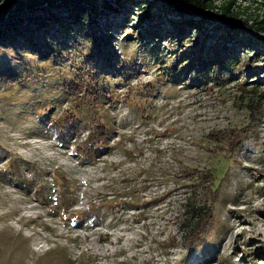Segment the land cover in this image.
Listing matches in <instances>:
<instances>
[{
    "label": "rangeland",
    "instance_id": "obj_1",
    "mask_svg": "<svg viewBox=\"0 0 264 264\" xmlns=\"http://www.w3.org/2000/svg\"><path fill=\"white\" fill-rule=\"evenodd\" d=\"M109 3L94 24L54 27L40 37L69 68L87 56L92 65L104 64L109 79L100 86L112 98L98 103L64 84L41 90L71 77L50 63L55 78L47 72L48 81L30 82V72L21 82L5 75L24 72L23 55L33 50L24 37L15 45L1 41L0 264H264V97L241 88L260 80L264 90V30L254 52L239 38L244 34H228L226 26L179 33L174 22L184 16L174 10ZM232 11L249 28L264 18V0H239ZM160 14L164 22L154 17ZM223 43L234 49L236 65L220 83L195 81L196 65L181 68V53L208 54ZM166 66L180 72L168 77ZM93 114L107 119L109 146L83 157L84 145L100 143L87 140L96 129L88 128ZM64 115L81 117L66 143L52 124ZM185 166L213 168L222 179L210 228L187 251L180 240L177 246L167 240L178 229L168 219L171 196L153 203ZM125 191L139 203L126 205L125 196L110 202Z\"/></svg>",
    "mask_w": 264,
    "mask_h": 264
},
{
    "label": "trees",
    "instance_id": "obj_2",
    "mask_svg": "<svg viewBox=\"0 0 264 264\" xmlns=\"http://www.w3.org/2000/svg\"><path fill=\"white\" fill-rule=\"evenodd\" d=\"M168 1L169 6L165 5L162 0H128L127 2L123 0H0V44L7 42V44L15 45L19 39L24 37L27 46H29L28 48L33 50H29L23 55V58H25L24 72L15 75L8 69L7 74H4L7 76L11 75L10 77L16 82H21L23 75L30 72L31 74L26 80H30V82L42 80L43 82V74L50 72V69L46 67L50 63L56 66L64 77L66 75L64 74L65 71L70 70L71 77H66L70 78L67 80H59L58 85L55 81H51L49 84L43 83L42 85L36 83L35 86L39 85L41 90L45 89L46 85L49 89L56 90L61 84H64L67 89L69 88L68 90L71 89V93L84 90L88 94L89 100L91 99L96 103L100 102L108 94L109 98H112L111 89L108 91L100 86L107 83L109 79V76H106L104 71V64L94 63L92 65L89 63V57L87 56L85 63H78L69 68L63 62L64 57H58L57 49L50 41L40 40V37L43 36L42 34L54 27L61 29L67 27L70 30H74L77 26L82 28L85 24L96 23V18L103 14L104 8L110 4L109 2L117 3L120 8H124L126 5L131 6L137 2L136 10H144L146 9L145 6L151 10L162 6L174 10L179 15L184 16L181 23L174 22L175 27L173 26V28H176L175 30H178L179 33L184 32L185 28H187L190 33L201 31L202 34L203 28H208L212 24L226 26V33L232 34V31H235V34H244L246 37H239L243 44L250 46L254 52L260 50L259 45H262L263 38L258 34L260 29L264 30V18L258 20L257 25L252 24L249 28L246 25L249 23L248 20H245V23H236V21H242V19L235 18V13L232 11L233 6L239 0H225L220 6L215 4V0ZM154 17H158L160 22H164V19H160L162 17L161 14ZM135 20L136 22L140 21L139 18ZM205 24H207V27H203ZM151 30L156 32L159 29L152 28ZM157 34L160 37L162 30L157 31ZM2 40L4 42L1 43ZM41 42L45 43V48L42 47ZM150 43L152 44L154 41ZM213 48L208 54H206L205 50H199L195 53L194 51H189L187 53L188 57H184V54L181 53L183 59L178 58L181 68L187 67L191 71L193 69L191 67L196 65L197 68L195 67L194 70L198 73L197 78L199 79H195V81L202 80L205 84L209 82L220 83L225 79L224 71H233L236 65V53L232 47L224 43L222 45L217 44ZM15 50L20 49L16 48ZM59 51L62 52L61 50ZM198 58L199 62L196 63ZM35 61L38 62L37 68L33 67L36 64ZM175 72L178 74L180 70L177 71L175 66H166L163 74L165 75L166 73L168 77L175 78ZM4 74L1 73V75ZM49 75H53L49 78H55L54 73L51 72L45 76ZM49 78L44 81H48ZM256 82L258 84L250 87V89H246V82H243L241 88L252 92L254 95L264 97V90L261 88L260 80ZM64 118L63 123V120L57 122L58 119L52 123L57 125L58 137H60V142L62 143L68 142L72 135L78 133L77 125L81 117L77 115L74 121L69 120L70 117L66 115H64ZM95 119L99 120V123ZM106 120V118L102 120L101 116L92 115L88 128L90 129L94 125L96 129L93 132L90 131L87 140L91 137H94V139L96 137L100 140V143L94 140L89 146L84 145L80 155L83 157L98 156L101 153L100 148L102 146H109L110 131L106 125ZM104 124L107 128L104 127ZM221 181L222 179L217 182L213 168L185 166L175 174L171 187L166 190L167 193H162L155 197L153 203L159 204L157 202H160L166 195L171 196L170 203L172 205L171 209L167 211L168 219L169 221H175L178 228L175 234L167 238L168 241L171 240V245L177 246L178 240H180L185 251H187L196 249L202 244L201 241L207 234L214 219V209ZM120 194L124 195H115L116 199L110 202H118L119 196H125L126 200L128 199V201L125 200L126 205L132 204L131 206H133V204L139 203L140 198L134 191H125V193ZM93 206L90 204L88 210H94Z\"/></svg>",
    "mask_w": 264,
    "mask_h": 264
},
{
    "label": "bare ground",
    "instance_id": "obj_3",
    "mask_svg": "<svg viewBox=\"0 0 264 264\" xmlns=\"http://www.w3.org/2000/svg\"><path fill=\"white\" fill-rule=\"evenodd\" d=\"M209 264H213V262L212 263H209Z\"/></svg>",
    "mask_w": 264,
    "mask_h": 264
}]
</instances>
